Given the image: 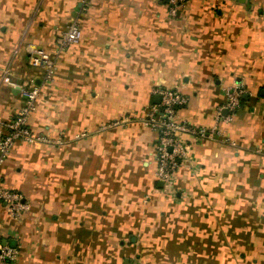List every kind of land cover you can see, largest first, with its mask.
Here are the masks:
<instances>
[{"label":"crops","instance_id":"1","mask_svg":"<svg viewBox=\"0 0 264 264\" xmlns=\"http://www.w3.org/2000/svg\"><path fill=\"white\" fill-rule=\"evenodd\" d=\"M72 22L79 42L55 54ZM36 49L51 73L30 65ZM29 82L28 125L53 144L17 142L0 165V191L27 205L0 199L15 264H264V0H187L174 17L156 0H0V132ZM159 88L210 133L183 136L169 188L141 123Z\"/></svg>","mask_w":264,"mask_h":264},{"label":"built area","instance_id":"2","mask_svg":"<svg viewBox=\"0 0 264 264\" xmlns=\"http://www.w3.org/2000/svg\"><path fill=\"white\" fill-rule=\"evenodd\" d=\"M156 1L168 6L171 17L184 10L187 4V0ZM80 38V27L76 22H72L64 32L59 44L60 48L57 52L55 51V54H59L65 47L77 44ZM29 62L32 67L48 70V73L53 70L54 60L42 49H36L34 55L29 57ZM20 93L25 100L24 106L4 125L0 132V165L7 159L12 147L17 142L33 146L53 144L50 139L37 134L28 125V117L34 102L40 95V89L29 82L20 88ZM244 93L245 90L240 84L227 89L225 109L228 115L224 119L222 118L224 122L232 121L240 108ZM154 94L159 97V102L151 104L145 109L141 123L158 134L155 144L157 162L155 177L157 181L169 188L176 171L188 160V146L183 136L187 135L194 140H202L210 136V133L202 129H194L188 122L179 120L178 111L186 104V99L179 92L159 88L154 90ZM212 132L217 133V130L214 128ZM0 199L8 205L11 212L27 209L22 196L15 192L1 190ZM16 259L17 251L14 247L0 245V264H15Z\"/></svg>","mask_w":264,"mask_h":264},{"label":"water","instance_id":"3","mask_svg":"<svg viewBox=\"0 0 264 264\" xmlns=\"http://www.w3.org/2000/svg\"><path fill=\"white\" fill-rule=\"evenodd\" d=\"M158 102H159V100H158ZM158 102H157V103H158ZM5 243H6V242H5ZM2 245H5V244H2Z\"/></svg>","mask_w":264,"mask_h":264}]
</instances>
